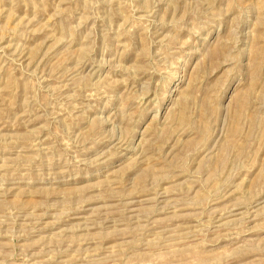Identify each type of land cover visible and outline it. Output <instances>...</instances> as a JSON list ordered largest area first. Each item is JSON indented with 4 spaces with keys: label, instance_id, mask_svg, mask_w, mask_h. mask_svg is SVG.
I'll return each mask as SVG.
<instances>
[{
    "label": "rangeland",
    "instance_id": "1",
    "mask_svg": "<svg viewBox=\"0 0 264 264\" xmlns=\"http://www.w3.org/2000/svg\"><path fill=\"white\" fill-rule=\"evenodd\" d=\"M0 264H264V0H0Z\"/></svg>",
    "mask_w": 264,
    "mask_h": 264
}]
</instances>
